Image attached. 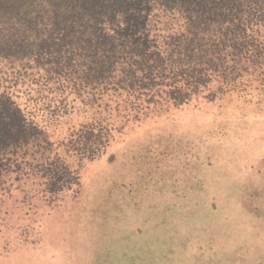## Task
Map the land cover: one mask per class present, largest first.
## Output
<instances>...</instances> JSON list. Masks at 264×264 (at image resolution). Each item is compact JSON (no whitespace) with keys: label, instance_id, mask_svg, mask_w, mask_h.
Listing matches in <instances>:
<instances>
[{"label":"trees","instance_id":"trees-1","mask_svg":"<svg viewBox=\"0 0 264 264\" xmlns=\"http://www.w3.org/2000/svg\"><path fill=\"white\" fill-rule=\"evenodd\" d=\"M17 32L30 46L39 39V56L25 55L30 46L11 56ZM224 99L264 106V0H0V205L24 179L35 199L28 210L60 202L43 224L35 212H25L26 226L11 222L27 237L0 238V253L10 249L0 264H99L96 237L125 206L166 187L171 199L184 196L185 179L200 190L193 170L176 181L164 180L166 170L152 180L148 168L134 170L140 136L123 144L133 163L124 179L89 185L68 161L83 168L152 113ZM73 115L78 125L62 122Z\"/></svg>","mask_w":264,"mask_h":264},{"label":"rangeland","instance_id":"rangeland-1","mask_svg":"<svg viewBox=\"0 0 264 264\" xmlns=\"http://www.w3.org/2000/svg\"><path fill=\"white\" fill-rule=\"evenodd\" d=\"M22 38L25 36L10 35L11 47L17 48L11 56L20 55L30 46ZM36 42L25 55L39 56L35 53L39 39ZM233 100H193L178 108L171 107L167 113H152L140 124H130L112 147L98 158L85 161L83 168H78L76 159H69L72 171L84 174L82 182L88 181L89 185L107 178L124 179L129 171L127 166L133 163L132 157H128L127 165L123 144L140 136L139 154L133 158L140 166L134 170L148 168L150 180L165 170L164 180L169 174L171 180L185 178L191 170L202 179L200 190L195 183L194 188H189L192 181L185 179L184 196L171 199L164 192L166 187L162 193L147 191L137 203L125 206L122 217L110 219L103 231L101 228L100 237H96L99 264H264V106ZM81 121V117L74 115L62 120L71 127ZM114 152L116 159L108 164ZM202 156L209 160L207 164H202ZM31 185L28 179L14 183L9 194L12 200L0 205V212L10 210L1 215L2 240L12 239L18 233L19 230L12 231V221L20 218L27 221L26 226L37 217L35 225H40L51 211H58L60 202L48 201L28 210L26 204L35 200L28 194L33 191ZM90 190L87 200L95 192ZM69 193L76 195L77 189L73 187ZM63 195L66 197L67 193ZM170 200L176 201L175 207H170ZM25 212L35 213L32 217ZM26 231L21 230L17 236L25 239ZM9 251L4 247L0 256L5 257ZM90 255L97 258L93 252Z\"/></svg>","mask_w":264,"mask_h":264}]
</instances>
